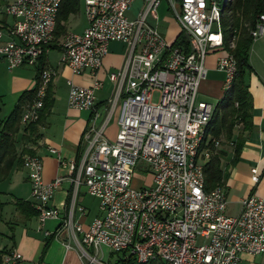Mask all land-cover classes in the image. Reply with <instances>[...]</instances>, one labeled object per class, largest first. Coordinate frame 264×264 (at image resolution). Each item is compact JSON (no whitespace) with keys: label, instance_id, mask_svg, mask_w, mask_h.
Listing matches in <instances>:
<instances>
[{"label":"built area","instance_id":"2783aa9c","mask_svg":"<svg viewBox=\"0 0 264 264\" xmlns=\"http://www.w3.org/2000/svg\"><path fill=\"white\" fill-rule=\"evenodd\" d=\"M62 1L0 0V57L10 69L37 68L49 55ZM136 1L84 0L87 28L68 31L61 39L60 64L75 75L97 74L113 43L128 48L121 69L109 74L116 88L104 119L96 95L103 83H68L69 108L91 111L92 116L80 159L66 160L57 148H49L72 185L62 229L77 244L85 264H108L98 260L103 248L126 251L139 264H240L244 254L264 255V197H247L241 213L232 217L226 214L224 188L206 191L205 166L221 141L207 137L216 106L199 99V93L209 55L223 53L217 69L226 76L224 91L237 72L235 58L223 52L222 15L229 0H140L132 20L128 12ZM164 2L187 46H176L178 36L169 41L157 28ZM251 35L254 41L264 37V15ZM57 75L52 67L40 74L37 96L22 116L24 125L39 121L47 89ZM118 108V131L111 140L107 131ZM141 162L154 176L147 188L133 184ZM23 167L40 222L58 219L60 211L51 201L64 178L45 182L44 162L37 155H26ZM252 172L258 182V170ZM82 186L100 202L101 215L87 229L76 220L78 210L86 214L78 204ZM22 261V254L13 249L2 264Z\"/></svg>","mask_w":264,"mask_h":264},{"label":"crops","instance_id":"0c3cea01","mask_svg":"<svg viewBox=\"0 0 264 264\" xmlns=\"http://www.w3.org/2000/svg\"><path fill=\"white\" fill-rule=\"evenodd\" d=\"M124 50V44L113 43L104 59L102 68L97 74L86 71L81 75H75L69 68L61 65L60 62L56 68L51 64L50 67L57 70L58 75L56 77L65 74L69 90V81L78 86H90L96 79L101 81L103 88L97 91L96 95L97 107L102 113L101 110L104 108L107 111L109 101L113 98L116 88L115 84L110 81L109 74L121 69L123 66L126 59ZM222 56L223 53L220 52L209 55L206 62L208 68L207 78L203 81L200 89L203 96L217 98L218 101L224 94L225 74L217 69L218 60ZM252 68L254 72L249 77V86L254 104L253 129L244 134L245 142L239 160L232 163L234 158L233 149L232 152L227 151L224 160V165L227 167V179L223 186L228 201L226 214L232 217H236L241 213L242 202L247 197L251 195L264 197V73L257 72L253 66ZM15 69L30 68L20 67ZM35 77L36 74L32 76L13 75L10 81L12 91L20 96L22 92L34 88L36 84ZM105 114L106 112L102 113L103 119ZM91 116V111H78L69 108V106L68 109L62 112H57L53 108L45 125L39 130L41 133L40 140L36 144L28 145H25L22 141L25 129V125L22 123V129L17 135L18 155H21L26 148L33 150L34 154L41 157L44 162L43 176L45 182H52L58 177H63L64 180L51 201V206L58 209L61 215L58 219L48 220L44 224L40 222L39 217L27 218L17 210L16 201L24 199L12 195L13 200L11 203L0 201V222L3 223L4 228V230H0V234L6 236V240L0 243V250L5 248L7 250L16 249L23 256L21 264H85V258H83L77 244L62 229L72 185L68 179V172L62 170L57 157L49 152V148H57L66 160L76 159ZM20 168L25 170L23 166H20ZM253 169L258 170V182L253 179ZM9 180H12V172L6 179V181ZM1 193L6 192L0 191ZM87 196L94 198L88 195L84 188V191L80 192L78 204L86 209V214L81 215L79 210L76 214V220L83 224L85 229L91 225L96 217L101 215L99 200L97 199L99 202L98 212L93 214V207L90 205V201L88 202ZM24 201L34 204L29 199ZM7 206H10V208L8 209ZM47 232L51 236H47ZM49 241L48 249L43 254ZM240 264H264V255L251 256L244 254Z\"/></svg>","mask_w":264,"mask_h":264},{"label":"trees","instance_id":"16d2710c","mask_svg":"<svg viewBox=\"0 0 264 264\" xmlns=\"http://www.w3.org/2000/svg\"><path fill=\"white\" fill-rule=\"evenodd\" d=\"M80 1H62L55 37L50 45V50L60 51L61 39L68 32L66 22L71 15L79 12ZM262 15H264V0H229L223 9L222 27L225 41L223 52L235 58L237 72L231 88L224 91L222 98L216 105L214 115L207 129V137L231 145L234 152L232 163L239 160L245 142L244 134L253 129L254 104L250 92L249 77L254 70L249 63V54L254 43L251 32ZM1 22H4V20ZM185 39L184 33H179L175 45L186 44L187 46ZM49 67V55H44L41 58L40 65L36 68L35 87L22 92L11 113L5 119L0 120V181H4L10 176L16 163L23 166L26 155H35L33 150L27 148L23 150L21 155H18L17 135L22 129V116L26 107L33 103L37 96L41 82L40 74ZM53 81L47 89V97L39 121L25 125L22 139L25 145L36 144L41 138L39 130L45 125L56 101ZM84 149L85 142L83 140L78 149L77 159L81 158ZM226 156L227 152L220 149L205 166L207 192L224 186L227 179V167L224 165ZM70 201L71 192L67 200V207H69ZM15 206L27 218L38 217L39 215L34 205L28 201L17 200ZM11 238L13 239V236ZM49 243L50 241L46 244L43 254L46 253ZM9 252L10 250L6 248L0 250V264L3 263L4 256ZM118 254L120 253H111L109 263L139 264L136 258L126 251L122 252L121 257L111 262Z\"/></svg>","mask_w":264,"mask_h":264},{"label":"rangeland","instance_id":"374dc122","mask_svg":"<svg viewBox=\"0 0 264 264\" xmlns=\"http://www.w3.org/2000/svg\"><path fill=\"white\" fill-rule=\"evenodd\" d=\"M10 1V0H4ZM222 5L224 1L221 2ZM141 8V2H136L132 9L128 12V17L130 19H135L137 13ZM5 8H3L4 10ZM158 22L156 23L157 28L160 30L163 36H165L169 41L174 40L180 33L181 28L180 25L172 13L169 11L167 3H163L158 11ZM8 23L12 25L13 21L9 17ZM88 25V20L85 12V3L84 0L80 1V10L77 14L71 15L66 22V27L68 31L74 33H82ZM123 51V50H122ZM128 54V48L125 46L124 55ZM61 60V52L59 50H50L49 51V62L50 64L56 68L59 65ZM249 63L251 66L255 68L257 72L264 73V37L254 41L253 46L251 48L249 54ZM25 75L32 76L37 74L36 68L31 67L30 69H14L11 70L9 65L1 59L0 57V120L5 119L13 110L15 104L18 102V96L12 91L11 87V78L13 75ZM223 76V75H221ZM54 90H55V105L54 110L57 112H62L68 109V86H67V77L65 74H60L58 77L54 78ZM226 79V76H225ZM199 99H204L207 102L217 105L219 102L217 98L207 97L202 95V91L199 93ZM155 101H158V95L155 96ZM102 113L106 112V109L101 110ZM120 109L118 108L117 112L112 117L107 135L113 140L116 137L118 131V119H119ZM220 149L232 152V147L230 144L221 143ZM12 180L9 181H0V191L6 192L0 194V201L9 202L13 200L12 195L16 197H20L24 200H31L35 203V198L32 194V186L30 181H28V173L26 170L20 168L18 163L12 169ZM153 174L150 171V167L146 163H140L135 171V180L134 187L135 188H147L150 187L153 183ZM81 191H84V187H81ZM9 192V193H8ZM87 200L90 205L93 207V214L98 212L99 202L97 199L91 198L87 196ZM8 205V204H6ZM8 209L10 206H7ZM1 211V210H0ZM0 230H4L3 223L0 222ZM6 240L5 235L0 234V243ZM123 254L120 253L115 255V257L111 260L114 262L117 258L121 257ZM111 251L108 249H104L100 251L98 256V260L108 262L110 261ZM112 264V263H108Z\"/></svg>","mask_w":264,"mask_h":264},{"label":"bare ground","instance_id":"6f19581e","mask_svg":"<svg viewBox=\"0 0 264 264\" xmlns=\"http://www.w3.org/2000/svg\"><path fill=\"white\" fill-rule=\"evenodd\" d=\"M216 109V108H215Z\"/></svg>","mask_w":264,"mask_h":264}]
</instances>
